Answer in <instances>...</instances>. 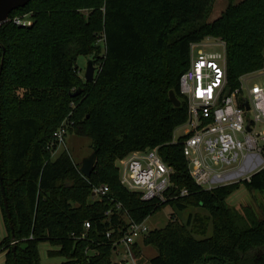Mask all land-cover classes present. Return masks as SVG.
Segmentation results:
<instances>
[{"label": "trees", "instance_id": "1", "mask_svg": "<svg viewBox=\"0 0 264 264\" xmlns=\"http://www.w3.org/2000/svg\"><path fill=\"white\" fill-rule=\"evenodd\" d=\"M213 3L32 0L0 26V175L12 222L0 183L6 264H41L42 242L58 247L48 254L64 258L60 264H113V244L128 221L141 223L167 206L207 210L213 234L192 220L171 219L143 239L158 251L150 264H264V213L226 207L241 185L264 194V168L243 182L204 190L189 175L184 137L175 139L188 118L179 81L192 43L206 37L226 42L231 87L264 67V0H231L207 22ZM17 14H30L31 25H17ZM80 56L99 65L94 81L81 77ZM171 91L180 106L170 101ZM64 121L91 140L97 161L89 178L67 151L51 158L48 146ZM154 148L174 169L177 191L185 188L187 195L145 201L121 184L117 161ZM100 187L109 192L94 199ZM133 248L141 256V245Z\"/></svg>", "mask_w": 264, "mask_h": 264}, {"label": "built area", "instance_id": "2", "mask_svg": "<svg viewBox=\"0 0 264 264\" xmlns=\"http://www.w3.org/2000/svg\"><path fill=\"white\" fill-rule=\"evenodd\" d=\"M14 22L31 25L20 17ZM261 72L263 76L264 67ZM243 80L238 87L229 84L224 40L207 37L191 44L190 65L179 81L180 92L188 101V118L180 137H184L189 175L204 190L238 178L259 156L264 168V79L249 85ZM67 133L64 125L55 131L53 138L58 147L66 144ZM117 166L121 184L140 193L145 201L166 203L176 199L177 193L188 194L185 188L177 191L172 181L175 171L163 161L158 148L131 153L118 160ZM108 192V187H100L94 190V196L100 199ZM128 223L124 236L113 244L118 254V247L124 248L123 259L117 264H136L133 246L151 231L146 220L137 223L130 219ZM86 227L90 225L86 223Z\"/></svg>", "mask_w": 264, "mask_h": 264}, {"label": "rangeland", "instance_id": "3", "mask_svg": "<svg viewBox=\"0 0 264 264\" xmlns=\"http://www.w3.org/2000/svg\"><path fill=\"white\" fill-rule=\"evenodd\" d=\"M231 0H214L213 6H212V11L207 18V22H212L219 18L221 14L225 11L227 8L228 4L230 3ZM236 3L242 1V0H234ZM20 17L24 20H29L31 23V15L30 14H20L16 16ZM207 38V37H206ZM216 38V37H214ZM221 39V38H219ZM92 60L91 57H86V56H80L78 58V67L80 69V75L83 79H85V73H86V68L88 65V62ZM96 69H98L99 65L94 63ZM261 70L248 73L246 75H243L240 78L244 79L245 82L248 81V85L252 84L253 82H261V80L264 79V75H261ZM97 74V70H96ZM261 75V76H260ZM243 80V81H244ZM67 130L68 133L65 137V142L66 144L62 147H58L54 143V139L51 141L49 144V150L52 153L51 158H55L58 156V152H63L67 151L68 154L71 156L73 161L82 167V162L85 158L89 157L91 154L94 153L92 146H91V140L90 138L86 136H81L77 135L74 133L72 130V124L70 122L64 121L62 123ZM61 125V126H62ZM183 134V129L182 127L178 128L175 132V139H178L181 135ZM58 150V151H57ZM264 157V154H263ZM261 169V166H259L257 169H255L253 172H251L248 175L228 180L225 182L220 183L221 185H227L231 183H240L243 182L247 177L250 178V175L256 173ZM94 199H97L93 195ZM1 203H0V243L1 241L7 236V228L4 222V218L2 216V210H1ZM226 207L237 211L239 213L243 212L244 207H251L253 208L258 215H261L264 213V194L253 191L249 192V190L241 185L239 189L226 200ZM4 214V213H3ZM171 219H177L181 223H186L188 220H192V224L194 226H199L200 228L206 227L207 228V235H212L213 234V220L210 212H208L205 209L195 207V206H190L187 210L183 212H178L174 208L167 206L163 207L160 211L154 213L153 215L149 216L146 219V224L149 227L150 230L154 229H161L163 228ZM197 237H200L199 234H196ZM138 244L141 245V252L138 258H136V264H150L149 261L151 258L155 257L158 255V251L151 245H144L143 244V238H140L138 240ZM58 247L52 246L48 242H42L38 246L39 250V256H40V262L41 264H60L64 262V258L61 257H53L50 258L48 252L50 250H57ZM118 251L120 254L117 252H114L113 258H112V263L117 264L121 259H123V254H124V248L122 246L118 247ZM0 264H6V253L0 250ZM202 264H216L213 262L209 263H202Z\"/></svg>", "mask_w": 264, "mask_h": 264}, {"label": "water", "instance_id": "4", "mask_svg": "<svg viewBox=\"0 0 264 264\" xmlns=\"http://www.w3.org/2000/svg\"><path fill=\"white\" fill-rule=\"evenodd\" d=\"M31 1L32 0H0V26L9 20V17L13 11L26 7ZM95 77H96V67L94 65L93 60H90L88 62L87 68H86L85 80L92 82V81H94ZM79 93L80 92L77 91L76 93L72 94V96H77V95H79ZM169 98L175 107L180 106L181 102H180L179 98L177 97V95L174 91H171L169 93ZM246 108L249 109L247 104H246ZM248 130H250V127H248ZM96 161H97V154L95 152L83 160L82 167H81L80 171L84 177H86V178L90 177ZM262 163H263V159L259 156L258 161L254 165L247 167L246 169H244L243 173H241L240 175H238L236 177L239 178V177L250 174L255 169H257ZM252 175H250V176H252ZM246 179H249V177H247ZM0 183H1V191H2V196H3L5 211H6L8 219H10V223H12L11 222V213L9 210V205H8V201H7V197H6V193H5V188L3 186L1 175H0ZM11 227H12V231H13L12 224H11Z\"/></svg>", "mask_w": 264, "mask_h": 264}, {"label": "crops", "instance_id": "5", "mask_svg": "<svg viewBox=\"0 0 264 264\" xmlns=\"http://www.w3.org/2000/svg\"><path fill=\"white\" fill-rule=\"evenodd\" d=\"M58 151V150H57ZM58 153H60V152H58Z\"/></svg>", "mask_w": 264, "mask_h": 264}]
</instances>
